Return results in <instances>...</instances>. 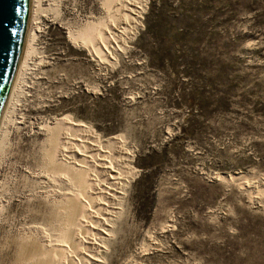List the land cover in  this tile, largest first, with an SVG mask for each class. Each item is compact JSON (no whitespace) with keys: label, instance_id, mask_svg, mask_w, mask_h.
<instances>
[{"label":"rangeland","instance_id":"1","mask_svg":"<svg viewBox=\"0 0 264 264\" xmlns=\"http://www.w3.org/2000/svg\"><path fill=\"white\" fill-rule=\"evenodd\" d=\"M21 62L0 125V264L55 251L72 199L86 223L69 229L92 242L72 264H264V0H30ZM77 144L114 145L120 177L91 172L103 196L62 165Z\"/></svg>","mask_w":264,"mask_h":264},{"label":"bare ground","instance_id":"2","mask_svg":"<svg viewBox=\"0 0 264 264\" xmlns=\"http://www.w3.org/2000/svg\"><path fill=\"white\" fill-rule=\"evenodd\" d=\"M127 10V9H126ZM132 11V10H131ZM130 12V11H129ZM134 12V10L132 11ZM117 13V12H116ZM115 13V14H116ZM134 14V13H133ZM137 17V16H136ZM126 23V22H125ZM95 26V25H94ZM93 26V27H94ZM131 29V28H130ZM90 30H91V27H90ZM100 30V29H98ZM94 32V31H93ZM93 36L95 35H98L97 37L100 38V34H95L93 33ZM90 33V32H89ZM87 35V33H86ZM74 37V36H73ZM84 37L85 41H84V45L87 46L91 52L93 54H97L99 53L98 52V49L97 47L94 45V44H91L87 38V36H82ZM96 38V37H95ZM83 39V38H82ZM83 39V40H84ZM103 47V46H102ZM104 48V47H103ZM24 61V60H23ZM22 65H24L23 62H21ZM21 65V66H22ZM21 70V68H20ZM19 76V75H18ZM18 78V77H17ZM17 80V79H16ZM70 128H74L75 129V126H69ZM76 130H79L78 128H76ZM56 139V138H55ZM54 139V143H53V146L56 147V145L58 144L57 140ZM65 141H68V140H65ZM52 143V141H51ZM68 143V142H67ZM72 143V142H71ZM83 144V143H82ZM107 144V143H106ZM69 145V144H68ZM85 145V144H84ZM84 145H81V144H77L76 146H72V150L70 151V156H66L65 154H61L62 157L64 158V161L68 164L66 165L65 164H62L64 165V168L65 170L67 171L68 174H70L73 182L72 184L74 183V185L76 184L78 187H83V188H86V197H87V200L88 199H92V196L90 197L89 195V190L93 188V192L95 191V188L97 189V193L99 194H96V195H102V194H105V192L102 191L101 189V186H103V184L101 185V182L100 180L97 179L96 176H94V174H92L91 172L92 171H95V174H98L99 177L101 179H104V180H107V181H113L115 178H119V172L121 170H118L116 168L117 164H119V160H120V157L117 155V151L114 149V145L112 146L111 144L110 145H104V147L107 149L105 150L106 153L103 152V148L104 147H91L89 145H85V149H83V146ZM63 146V144H62ZM71 147V145H69ZM65 147V146H64ZM60 148V147H59ZM63 148V147H62ZM70 149V148H69ZM103 149V150H102ZM48 150V149H47ZM60 152V151H59ZM63 153V152H62ZM120 155V154H119ZM48 156L50 158V160H52V162L54 161V156H53V153L50 152V154L48 153ZM60 156V158H62ZM126 158V157H125ZM124 158V159H125ZM67 160H70L71 161H66ZM63 160V159H62ZM126 160V159H125ZM122 163V162H121ZM125 163V161H124ZM53 164H55L53 162ZM60 165V166H62ZM53 166V165H52ZM58 166V165H57ZM120 167V165H119ZM61 169V168H60ZM120 169V168H119ZM64 169H62L63 171ZM123 172V171H122ZM127 172V171H125ZM124 172V184H125V181L128 179L129 177V173H125ZM70 179V178H69ZM71 180V179H70ZM76 182V183H75ZM119 185V184H118ZM106 187V186H105ZM103 187V188H105ZM110 187V186H109ZM82 190V189H81ZM79 190V191H81ZM117 190V188H116ZM109 191V190H108ZM82 192H84L82 190ZM114 192V191H113ZM111 195H112V192H109ZM115 193V192H114ZM113 193V195H114ZM91 194V193H90ZM84 195V194H83ZM108 197H110L111 195L107 194ZM106 195V196H107ZM117 195V193H116ZM103 196V195H102ZM72 197V196H71ZM75 197V196H74ZM80 197V196H79ZM90 197V198H89ZM107 197V198H108ZM114 197V196H113ZM77 198V197H76ZM111 198V197H110ZM109 198V199H110ZM116 198V197H115ZM108 200V199H106ZM81 201V200H80ZM93 201V200H92ZM100 201V200H99ZM82 202V201H81ZM86 202V201H85ZM104 202V201H103ZM80 203V202H79ZM78 203V201L76 199H72V200H69V204L66 206L65 210H66V214H65V217H64V229L61 231L60 236H59V239L57 244L54 245L52 248L53 250L55 251H49L47 247L45 246H42L41 244L37 243V242H34V243H31L30 246L29 245H26L22 248V250H20V253L17 257V261L20 262V264H72L73 263V256H71L69 254V249L72 252L73 255H79L78 257H80L81 260L85 261V260H88L90 261V259H92L91 257L89 256H86V257H82V254H79V245L80 244H83L85 247H89L91 246V243L90 241H88L89 239H86V240H81L78 239L76 236L73 237L72 235V231H70L72 229V227L70 226H73L74 223H76V225L78 226H82L84 227L85 226V221H82L80 220V218L78 219V212H79V209L80 207L82 208L83 205H80ZM90 203V202H89ZM88 203V204H89ZM96 202H93L92 204H94ZM96 206V205H95ZM109 206V205H108ZM54 208V207H53ZM107 208V207H106ZM84 209V208H83ZM103 210V209H102ZM100 210V211H102ZM105 210V209H104ZM103 210V211H104ZM111 211V210H110ZM82 212V211H81ZM96 213V212H95ZM104 215L106 214V212H102ZM87 214V213H86ZM108 215V214H107ZM51 216V214H50ZM46 217V216H45ZM90 217V216H89ZM106 217V216H105ZM103 223V222H102ZM89 224V223H87ZM93 224V223H92ZM104 224V223H103ZM60 225V224H59ZM63 225V226H64ZM105 225V224H104ZM87 226V225H86ZM48 227V226H46ZM52 228V227H51ZM71 228V229H69ZM79 228V227H78ZM88 228V227H87ZM92 228V227H91ZM96 228V226H95ZM73 230V229H72ZM100 230V228H99ZM91 231V230H90ZM96 231V230H95ZM94 231V232H95ZM101 231V230H100ZM100 231H96L97 234L100 233ZM102 233V232H101ZM100 233V234H101ZM95 234V233H94ZM91 235V234H90ZM96 235V234H95ZM101 236V235H100ZM53 237V235H52ZM91 237V236H90ZM88 238V237H87ZM33 241V240H32ZM31 241V242H32ZM65 242V243H64ZM68 244V246H66L65 244ZM49 247V246H48ZM83 247V246H82ZM51 248V247H50ZM51 250V249H50ZM83 253V252H82ZM87 254V253H86ZM81 255V256H80ZM84 255V254H83ZM88 255V254H87ZM73 257V258H72ZM77 257V256H76ZM95 258V257H94ZM75 259V258H74ZM79 259V260H80ZM81 261H79L80 263ZM78 263V264H79Z\"/></svg>","mask_w":264,"mask_h":264},{"label":"water","instance_id":"3","mask_svg":"<svg viewBox=\"0 0 264 264\" xmlns=\"http://www.w3.org/2000/svg\"><path fill=\"white\" fill-rule=\"evenodd\" d=\"M30 0H0V125L21 64Z\"/></svg>","mask_w":264,"mask_h":264}]
</instances>
